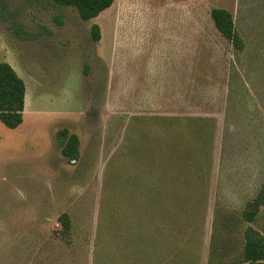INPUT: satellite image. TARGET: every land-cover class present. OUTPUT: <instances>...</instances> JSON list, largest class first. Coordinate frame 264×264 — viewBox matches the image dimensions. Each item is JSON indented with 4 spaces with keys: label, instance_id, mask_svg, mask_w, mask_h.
<instances>
[{
    "label": "rangeland",
    "instance_id": "1",
    "mask_svg": "<svg viewBox=\"0 0 264 264\" xmlns=\"http://www.w3.org/2000/svg\"><path fill=\"white\" fill-rule=\"evenodd\" d=\"M1 62L27 95L23 124L0 122V264H246L247 230L264 238V207L244 218L264 184V0H114L91 21L0 0Z\"/></svg>",
    "mask_w": 264,
    "mask_h": 264
},
{
    "label": "trees",
    "instance_id": "2",
    "mask_svg": "<svg viewBox=\"0 0 264 264\" xmlns=\"http://www.w3.org/2000/svg\"><path fill=\"white\" fill-rule=\"evenodd\" d=\"M63 7H72L77 10L83 21H91L113 6L114 0H52ZM211 19L217 32L226 39L237 51L243 50L244 42L238 33L232 13L225 9L215 8L211 11ZM92 37L99 42L101 35L99 26L92 28ZM27 88L24 80L14 68L0 63V122L9 130L18 129L24 122ZM62 155L71 161H77L80 156L79 139L75 135L62 139ZM264 207V184L256 198L248 205L244 218L252 223L258 211ZM62 226L69 229L66 216L62 218ZM243 261L246 264H264V238L252 229L245 235ZM210 264H213L212 262Z\"/></svg>",
    "mask_w": 264,
    "mask_h": 264
}]
</instances>
